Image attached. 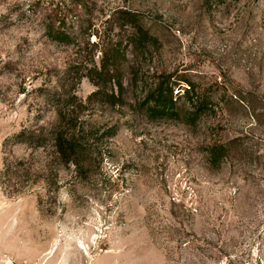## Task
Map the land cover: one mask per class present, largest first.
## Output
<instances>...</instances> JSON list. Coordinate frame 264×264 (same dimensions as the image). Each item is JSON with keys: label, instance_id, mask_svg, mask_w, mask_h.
<instances>
[{"label": "rangeland", "instance_id": "374dc122", "mask_svg": "<svg viewBox=\"0 0 264 264\" xmlns=\"http://www.w3.org/2000/svg\"><path fill=\"white\" fill-rule=\"evenodd\" d=\"M87 1L0 0V264H264V0Z\"/></svg>", "mask_w": 264, "mask_h": 264}, {"label": "trees", "instance_id": "16d2710c", "mask_svg": "<svg viewBox=\"0 0 264 264\" xmlns=\"http://www.w3.org/2000/svg\"><path fill=\"white\" fill-rule=\"evenodd\" d=\"M72 3L71 6V18L76 16L75 13L76 8H79L80 10H83L87 13H89L90 5H88L87 0H70ZM129 16H132L131 13H128ZM85 17L79 18L80 22H84ZM59 31V30H58ZM60 34H63L62 31L59 32ZM109 57H111L109 55ZM108 57V58H109ZM152 100L153 104L151 108L153 109V112L156 111L160 114L165 113L166 115H173L174 113V100H172L171 96V90L168 87H159L156 91L148 94L146 96V100ZM198 108V109H197ZM206 104L203 102V100L198 99L196 104V110L205 109ZM51 135V139L53 140V145L56 148V151L58 155L60 156L61 160L64 163H71L74 164V166L79 167L80 160L79 158L86 154V148L85 145L80 141V139L77 137L74 132L71 131H50L49 133ZM38 141V140H37ZM219 149H223L224 151H228L223 146H220ZM231 148H229L230 151Z\"/></svg>", "mask_w": 264, "mask_h": 264}]
</instances>
